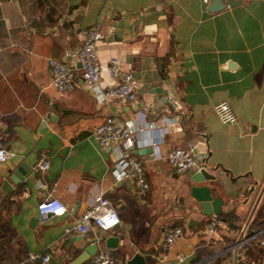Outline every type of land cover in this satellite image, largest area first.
<instances>
[{
    "label": "crops",
    "instance_id": "crops-1",
    "mask_svg": "<svg viewBox=\"0 0 264 264\" xmlns=\"http://www.w3.org/2000/svg\"><path fill=\"white\" fill-rule=\"evenodd\" d=\"M222 1L210 10L208 0H0V144L12 151L0 161V180L27 164L0 202L14 245L54 248L56 264H67L84 245L105 246L114 235L118 253L138 250L145 264H230L231 244L246 237L235 264H264V242L248 226L257 208L264 212V0ZM88 25L104 32L98 62L114 56L142 82L130 102L99 101L82 84L59 91L48 83L47 57L67 58ZM114 81L102 75V85ZM216 99L229 103L234 121L218 119ZM137 108L147 120L175 118L134 131L129 152L141 161L143 190L129 177L113 179V146L90 134L107 114ZM152 137L159 155L141 151ZM188 142L214 175L200 183L221 198L225 213L209 234L207 214L189 193L192 170L176 171L163 156ZM42 154L48 166L39 172L32 165ZM48 191L66 210L39 220L35 203ZM99 191L117 211V225L64 230ZM173 223L183 224L182 233L167 248L162 229ZM91 254L77 264H93Z\"/></svg>",
    "mask_w": 264,
    "mask_h": 264
},
{
    "label": "built area",
    "instance_id": "built-area-1",
    "mask_svg": "<svg viewBox=\"0 0 264 264\" xmlns=\"http://www.w3.org/2000/svg\"><path fill=\"white\" fill-rule=\"evenodd\" d=\"M104 32L95 25L84 26L81 29V40L68 54L67 58L47 57L46 62L50 71L49 84L59 91L70 89L75 85H84L96 99L105 101L109 98H119L125 102L133 99V92L137 85L142 82L129 69L121 70L118 61L114 56H110L107 62L101 65L97 60L96 45L103 37ZM116 81L102 85V75ZM212 110L220 121L232 122L235 119L229 103L225 99H216L212 102ZM128 107V106H127ZM140 117L137 119L136 116ZM172 116H163L160 121L147 120L141 109L124 113L107 114L101 121L90 128V134L99 145H112L115 151L114 166L111 170L113 179L129 177L141 189L148 185L144 176L141 161L129 152L133 145L134 131L143 127L151 128L165 125L174 120ZM157 137L150 139V150L152 155H159L157 149ZM192 143L187 146L167 147L163 156L169 161L176 171L187 169L198 170L205 168V165L198 156L191 150ZM12 151L0 144V161L6 159ZM48 166L46 154L33 163L32 167L39 172H43ZM43 184V181L40 182ZM37 217L39 220L45 219L48 215H60L66 210L65 203L52 194L50 191L37 199L35 203ZM119 221L118 213L110 200L101 191L92 195L90 202L81 209L76 216L71 227H64V230L73 228L77 231H85L92 227L99 229H110L117 225ZM222 223V219L216 213L207 214L204 221V230L207 234ZM182 223L166 225L162 229V241L165 247H169L173 240L182 233ZM245 224L241 226L243 230ZM264 231V227L251 231L253 236H257ZM246 237H238L232 244L234 247V257H243V244ZM258 241L264 242V236H259ZM56 249L48 248L43 251L26 250L24 260L27 264H48L49 258L55 255ZM178 259L181 258L177 254ZM125 256L116 251L115 245H97L91 254L93 264H125Z\"/></svg>",
    "mask_w": 264,
    "mask_h": 264
},
{
    "label": "water",
    "instance_id": "water-1",
    "mask_svg": "<svg viewBox=\"0 0 264 264\" xmlns=\"http://www.w3.org/2000/svg\"><path fill=\"white\" fill-rule=\"evenodd\" d=\"M223 5L222 0H208L207 8L212 10ZM156 90L160 91V87H155ZM44 120H42L43 122ZM132 147V146H130ZM141 151L150 152L151 146L146 145L141 147ZM135 150L134 148L132 149ZM137 151H140L136 149ZM27 168L25 162H20L7 177H2L0 180V202L2 198L12 190L11 181L16 182L24 173ZM213 174L209 173L205 168H200L198 170H192L189 174V193L196 199L197 203L200 205V212L203 214L217 213L220 211L221 198L216 195H212L210 187L205 183H200L203 179L213 178ZM264 183H262L261 189ZM251 189V187H249ZM260 189V191H261ZM259 195V193H258ZM258 197V196H257ZM256 197V198H257ZM256 201H254L255 204ZM252 205V208L254 206ZM245 222L243 223V225ZM104 243L106 245H114L116 243V237L114 235H108L104 238ZM96 248V243L92 242L90 245H84L69 261L67 264H77L83 259L88 257ZM48 264H56V260L51 257L48 260ZM125 264H145L143 254L138 250H134L129 256L125 258ZM230 264H235L234 257V247L231 251V261Z\"/></svg>",
    "mask_w": 264,
    "mask_h": 264
},
{
    "label": "trees",
    "instance_id": "trees-1",
    "mask_svg": "<svg viewBox=\"0 0 264 264\" xmlns=\"http://www.w3.org/2000/svg\"><path fill=\"white\" fill-rule=\"evenodd\" d=\"M217 216L225 218V213L218 211ZM248 226L251 231L264 227V212L257 208L251 217ZM13 229L7 225L6 221L0 222V264H27L24 260L25 252L20 249V243L14 245L11 242ZM257 236H264V231Z\"/></svg>",
    "mask_w": 264,
    "mask_h": 264
}]
</instances>
